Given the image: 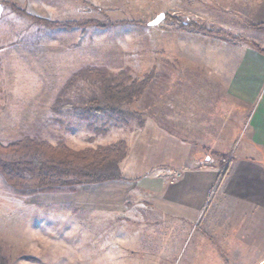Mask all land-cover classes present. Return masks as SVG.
<instances>
[{
  "label": "rangeland",
  "instance_id": "374dc122",
  "mask_svg": "<svg viewBox=\"0 0 264 264\" xmlns=\"http://www.w3.org/2000/svg\"><path fill=\"white\" fill-rule=\"evenodd\" d=\"M9 1L34 17L53 21L149 22L159 13L171 20L151 27L129 23L103 30H51L0 5L3 144L30 136L52 144L63 141L79 150L123 139L127 155L121 167L128 165L126 158L132 154L127 175H138L149 173L150 164L161 155H169L165 153L169 137L154 136L158 127L174 132L171 137L179 142L188 139L199 145L204 138L207 143L196 152L202 155L207 148L204 162L210 157L206 164L215 165L216 170L223 163L232 167L242 155L256 158L257 153L241 146L245 129L230 120L206 138L201 135L203 129L196 123L214 116L206 97L202 105H188L191 98L211 90L206 87L204 59L212 56L213 41L222 39L180 28L182 22L228 31L264 48V29L246 25L235 0ZM92 66L105 68L111 75L123 72L127 81L152 78L136 101L118 105L123 111L118 114L97 110L104 101L100 84L93 80L79 78L60 95L74 73ZM171 95L180 97L179 102L185 100L187 107L171 104ZM92 96L99 97L100 104L83 112L81 104ZM212 103L218 106L215 99ZM180 111L182 116L192 115L193 128L183 130L167 117ZM222 121L215 117L214 125ZM154 170L169 173L164 167ZM226 180L214 184L202 210L179 208V214L154 200L139 203L135 190L127 193L110 182L83 185L74 193L19 196L0 180V247L7 264H259L264 247L257 250L254 241L251 246L243 244L239 227L230 222L233 201L221 195Z\"/></svg>",
  "mask_w": 264,
  "mask_h": 264
},
{
  "label": "crops",
  "instance_id": "0c3cea01",
  "mask_svg": "<svg viewBox=\"0 0 264 264\" xmlns=\"http://www.w3.org/2000/svg\"><path fill=\"white\" fill-rule=\"evenodd\" d=\"M235 1L241 6V17L246 25H264V0ZM210 49L212 56H209L208 61L207 58L204 59L203 72L207 79L206 87L211 90L204 92L203 97L191 98L188 105H202L203 98L206 97V105H212L210 113L214 112L217 119L223 120L221 124L217 122L220 126H215V117L205 114L206 117L196 123L203 129L202 136L206 138L211 135L212 129L216 127L224 128L225 122L230 120V123L245 129L246 138L241 145L243 150L250 154L257 153L256 158L242 155L232 167L229 165L230 172L226 182H223L221 195L233 201L229 219L234 226L239 227L238 236L243 239L242 243L251 246V241H254L258 250L264 247V54L244 42L231 43L218 39L213 41ZM173 88H177L176 85ZM177 92H180L178 88ZM212 98L217 101V107L212 103ZM179 100L180 97L175 95L168 99L174 106L181 104L186 108L185 100ZM215 110L219 113L216 114ZM167 117L183 130L194 127L190 122L191 114L182 116L180 111ZM179 120L183 121L178 123ZM155 133V137H169L170 148H165V153L169 155H161L154 160L155 163L149 166V173L141 171L138 175H127L129 162L133 158L129 154L126 158L128 165L122 167L124 180L111 181L112 187L124 189L127 193L135 190L138 193L134 198L137 202H161V205L175 209L178 214L180 209L202 210L218 175L215 165L206 164L210 157L204 162V154L208 149H204L202 155L196 152L199 148H204L207 142L204 138L198 140L201 147L188 139H181L179 142V139L177 141L171 137L174 132L158 127ZM186 134L192 136L194 132ZM156 139L159 140L157 137ZM139 165L137 164L138 167ZM156 167L168 168L169 173L156 172ZM133 207L132 205L130 208Z\"/></svg>",
  "mask_w": 264,
  "mask_h": 264
},
{
  "label": "trees",
  "instance_id": "16d2710c",
  "mask_svg": "<svg viewBox=\"0 0 264 264\" xmlns=\"http://www.w3.org/2000/svg\"><path fill=\"white\" fill-rule=\"evenodd\" d=\"M0 5L11 9L20 16L32 18L34 22L51 30L82 31L93 27L107 29L119 24H137L148 26L144 21H102L93 18L53 21L46 18L34 17L9 0H0ZM165 20H171L169 16ZM180 28L204 33L208 36L221 38L227 41H242L258 52L264 54V48L252 41L240 38L238 35L224 31L212 30L198 22H182ZM264 29V25L255 26ZM83 72L74 73L67 84L59 92L60 95L74 84L79 78H86L100 84L101 99L92 96L85 105L81 104L83 112L89 113L96 110L94 106L104 101L97 110L122 113L118 105L131 104L136 101L149 85L152 76H145L142 80L131 79L123 72L111 75L102 67H86ZM100 99V100H99ZM56 99V103H58ZM66 107L72 105L65 104ZM64 107V106H61ZM73 108V107H72ZM109 120H112L108 118ZM127 145L123 139L116 142L85 147L75 150L63 141L52 144L40 137L22 136L4 143L0 141V180L3 186L12 194L31 196L40 193H74L77 188L85 185H96L111 181L124 180L121 163L127 155ZM229 163H223L218 169L216 183L226 178L230 172ZM8 260L0 247V264H7Z\"/></svg>",
  "mask_w": 264,
  "mask_h": 264
},
{
  "label": "water",
  "instance_id": "95a60500",
  "mask_svg": "<svg viewBox=\"0 0 264 264\" xmlns=\"http://www.w3.org/2000/svg\"><path fill=\"white\" fill-rule=\"evenodd\" d=\"M164 13H159L155 18L148 22V26H157L165 19ZM259 264H264V260H262Z\"/></svg>",
  "mask_w": 264,
  "mask_h": 264
}]
</instances>
